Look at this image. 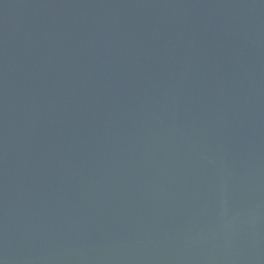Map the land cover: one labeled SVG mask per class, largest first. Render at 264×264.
Returning a JSON list of instances; mask_svg holds the SVG:
<instances>
[{"label": "water", "instance_id": "1", "mask_svg": "<svg viewBox=\"0 0 264 264\" xmlns=\"http://www.w3.org/2000/svg\"><path fill=\"white\" fill-rule=\"evenodd\" d=\"M0 264H264V0H0Z\"/></svg>", "mask_w": 264, "mask_h": 264}]
</instances>
